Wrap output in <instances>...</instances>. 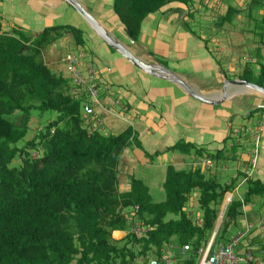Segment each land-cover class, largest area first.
Segmentation results:
<instances>
[{"label":"trees","instance_id":"1","mask_svg":"<svg viewBox=\"0 0 264 264\" xmlns=\"http://www.w3.org/2000/svg\"><path fill=\"white\" fill-rule=\"evenodd\" d=\"M173 1L112 0L114 12L135 42L143 21ZM243 14L256 42L264 45V0H249L245 8L230 2L227 11L217 17L218 29L207 38L197 37L208 46L219 28L225 23L235 25L237 16ZM189 18L195 25V14ZM185 24L190 26L186 20ZM66 36L76 46L84 44L83 30L75 25L46 26L33 34L22 26L6 30L0 19V264H149L150 257L160 258L172 243L190 244L180 264H196L237 179L222 183L207 176L201 166L177 169L170 163L164 201L155 202L149 187L134 176L129 189L122 190V154L135 144L141 148V143L131 127L117 134L91 130L94 118L85 117L83 108L88 93H77L69 76L54 71L44 59L46 49ZM255 55L262 59L261 46ZM250 71L246 67L242 78L264 86L261 79L246 77ZM259 76H264V63ZM45 111H54L57 117H49L33 138L19 146L30 131L32 117L43 116ZM258 111L264 108L244 117L252 118ZM234 134L230 129L224 146L216 152L205 153L203 147L187 141H178L166 151L192 154L193 150L196 157L206 155L219 162L240 146ZM161 153L147 156L156 158ZM246 182L243 197L234 196L227 205L215 233L216 245L235 236L230 234L244 214L243 202L264 196L259 180L252 176ZM194 194L201 222L188 211ZM170 214L175 217L168 218ZM135 226L145 230L137 233ZM115 231L125 235L117 239ZM245 250L240 246L238 251Z\"/></svg>","mask_w":264,"mask_h":264},{"label":"crops","instance_id":"2","mask_svg":"<svg viewBox=\"0 0 264 264\" xmlns=\"http://www.w3.org/2000/svg\"><path fill=\"white\" fill-rule=\"evenodd\" d=\"M206 1L209 2L210 0ZM231 1L238 2L239 0ZM60 2L61 0H50L49 3L51 6L48 8L53 9ZM94 2L96 6L101 5L102 7V5H104L105 7L101 10V16L106 19V23L99 22L136 56L148 63H161L171 71L177 73L194 90L203 95L217 96L222 91L226 78H242L246 67L251 69L250 73H248L249 75L253 73L258 74L259 69H261V64L264 63V45L256 42L254 34L250 29L238 27L236 23L235 25L225 23L223 27L217 31L216 38L211 40L214 45L209 48L202 39L193 38L187 32L180 37L175 33L167 40L157 36V31H155V33L144 32V23L146 21L154 23L156 19L164 15L167 8H172L174 10L177 8L179 9L173 16V24L176 22L179 24L182 22L184 24L185 20L187 21L193 12V9L191 10V4L194 2L193 0H174L164 10L148 16L143 21L139 41L133 43L134 47L130 46L116 35V32L122 31L125 33L126 37L130 39L117 14L114 12L112 0L111 3L106 0H94ZM51 20L50 17H46V21H44L43 24L45 25L44 27L55 25ZM197 22L198 18L195 14L194 23L196 24ZM38 30H34L32 33L36 34L40 32ZM67 37L70 38V36L64 38ZM218 41H220L219 44L221 45L217 43ZM246 43L251 50L250 56H245L244 59L240 57L237 60L235 57L241 56L240 53V55L236 54L239 48L238 46ZM259 46L262 47L263 57L260 60L261 62L255 55V51ZM112 51L116 52L113 49ZM84 54V63L93 65L92 62L87 60V53L84 52ZM116 54L119 53L116 52ZM116 54L114 53L113 59V66L118 71L116 76H107L104 74L102 77L101 75L102 84L99 79V85H101V98L105 107L108 108V110L103 113L107 118L100 129L106 133L117 134L131 127L138 136L140 143L143 139L152 136L151 139H149L150 145L154 144L158 148L167 149L168 147L165 141L167 137H169L173 140L174 144L178 141L199 143L203 149H206L205 153L216 152L221 149L224 146V140L228 136L230 129H233L234 135H236L235 137L237 138L249 136L251 140L239 141L240 146L236 151L227 152L225 157L219 162L213 161L215 162L213 167L201 166L202 171L207 174V176L215 178L223 176L227 174L228 171H231L232 174L226 178V182L229 183L233 178H236L237 184L234 192H236L237 196H234L243 197L247 191L245 171L250 166V160L254 153L253 143L258 133L261 139L260 142L263 141L264 143V136L262 137L261 135L264 133V114L256 123L253 117L246 119L244 116L248 115L252 110L260 107L264 108V95L251 90H242L240 87L230 84L229 93H231V96L229 99L218 105L202 103L188 95V93L176 83L151 76L135 67L120 54ZM224 55L227 57H224ZM161 56L172 61H174L173 59H177L179 68L173 69L168 66L160 59ZM44 59L51 68L53 66L57 72L59 71L58 60L53 50L46 49ZM121 60H124V63ZM184 61L187 62L186 65L183 64ZM109 71L112 72L113 69L110 68ZM129 72H132L134 77ZM63 75L66 76L67 74ZM168 94L173 99L170 114L171 118H158L153 110L147 108L145 99L151 95L153 100L150 103L157 105V102L162 100V98L159 97ZM183 111L186 113L184 114ZM191 113L194 114V119L196 120V133L192 135H186L184 133L183 135V132L189 130L187 118ZM251 120H253L252 126L250 125ZM179 129L182 130V133H179ZM182 135L184 138H182ZM231 144L230 142L229 145ZM166 149L163 150V155H159L157 159H166ZM262 150V154L259 155V159H257L253 178L259 180L264 185V147ZM143 154L144 152L140 151V148H138L136 144L129 147L122 154L119 164L120 188L122 190L129 189L130 177L134 176L138 178L135 175L136 165L134 164L139 160L142 162H148L150 159L152 160V158H147L146 155V157H144ZM192 158L193 156L188 158L182 154L178 155L171 152L170 162L177 169L191 168L199 165L197 163L200 160L196 161ZM204 158H206V155ZM230 194H233V192ZM243 213V218L241 216L238 219V226L230 234L231 236L236 235L238 231L244 229L248 222L259 224L260 220L264 218V196H254L253 200L246 204L245 212ZM114 234H120V237H115ZM123 234L125 235V232L115 231L113 236L120 239L124 236ZM243 246L245 249L252 248L256 253L260 250H264V224L262 228L256 227L250 232ZM182 259L181 257L178 258L174 264H180Z\"/></svg>","mask_w":264,"mask_h":264},{"label":"rangeland","instance_id":"3","mask_svg":"<svg viewBox=\"0 0 264 264\" xmlns=\"http://www.w3.org/2000/svg\"><path fill=\"white\" fill-rule=\"evenodd\" d=\"M49 1L50 0H0V19L4 21V28L6 30H11L13 27L22 26V28L29 33H32L34 30H38V29H39L38 31H42L43 27L45 26L43 24H44V21H46V17H50L52 19L51 22L55 25H58V24L75 25L83 30L85 41L82 46H76L73 40L67 37L64 39L57 40L56 42H54L52 45H50L47 48L55 52L56 59L58 60V65H59L58 73L65 74V75L67 74L66 76H69V73L67 71V68L64 62V58H65V54L67 53V51L72 50L74 52L84 51L87 53V60L93 63L94 65L93 67L95 70H97L98 73L100 72L99 79L101 81V84H102L101 79L104 76V74H106L107 76H116L118 71L113 66L114 53L116 54V52L112 51V49L93 31V29L88 25L85 19L73 7H71L69 4H67L63 0H61V2L58 3L59 5L57 4L56 7L52 9V8H48L51 6ZM79 1L90 13H92L98 19V21L100 22L106 21V19L101 16V10L103 9L104 5H102V7L101 5L96 6L94 0H79ZM106 1L111 3V0H106ZM193 1H194L193 4H191L192 6L191 10L193 9L192 13L196 14L198 18V22L195 25L192 24L190 18H188L187 20V22L190 23V26H186L185 22L184 24L182 22L180 24L177 22H176L177 24L176 23L173 24L172 23L173 16L179 9L177 8L176 10H174L172 8H167L164 12V15L163 16L161 15V17L159 19H156L154 23L149 22V21H146L144 23V27H143L144 32L155 33V31H157L158 32L157 36L165 40H167L171 35L173 36L175 33L178 34L180 37L184 35L185 32H187L191 37L196 38V39H198L197 35H200L203 38H207V36L210 33H213L216 29H218L216 26L218 15H222L227 11V7L229 6L230 2L232 3L236 2V1L234 2L231 0H224V1L223 0H210L209 2L206 0H193ZM248 2L249 0H239L236 3L240 7L245 8ZM260 13L262 14L263 10H261ZM247 21H248L247 16L245 14L239 15L235 19V23L238 27H245L248 29L249 25ZM116 35L119 38L123 39L124 42L134 47L130 39L126 37L125 33H123L122 31H118L116 32ZM213 38H216V36H213L211 40ZM211 40L207 44L208 48L214 45V43ZM217 43L219 44L220 41H218ZM238 47L239 48L236 54L240 53L241 56L235 57L237 60L240 57L244 59L245 56L246 57L250 56L251 50L247 43L244 45H239ZM116 55H119V54H116ZM224 57H227V56L224 55ZM160 59L164 63H166L168 66L172 67L173 69L179 68L177 65L178 64L177 59H173L174 61H172V60L165 58L164 56H161ZM121 61H123L124 63V60H121ZM183 64L186 65L187 62L184 61ZM52 68L56 71V69L53 66ZM110 68L113 69L112 72L109 71ZM129 73L133 75L132 72H129ZM259 75H260V69H259L258 74L256 73H253L251 75L246 74V77L247 78L253 77V79L256 78L259 80L261 79L263 82L264 76H259ZM159 98H162V100L160 102H157L158 103L157 105H153L150 103L153 100L152 96L149 95L148 98L145 99L147 108L153 110V112L157 115L158 118L161 117L162 119H170L171 118V115H170L171 108L173 104L172 97L168 94V95H162V97H159ZM183 113L185 114L186 112L183 111ZM263 114H264V111H258L254 113L252 117L254 118L255 123L258 121L259 118H261ZM42 115L43 116L35 114V116L32 117L30 121V131L28 132V135L26 136L25 140L20 141V143L18 144L19 146H23L27 140L33 138L36 132L39 130V128L43 126V123L47 121L49 117H52L53 119L57 117V113L54 111H45L42 113ZM102 117H103V122H104L107 117L103 113H102ZM252 123H253V120L250 121L251 126L253 125ZM187 126L189 130H187L186 132H183V135L184 133L186 135H192L196 133L195 128L197 127V124H196V120L194 119L193 113H191V115L187 118ZM179 133H182L181 129H179ZM183 135H182V138H184ZM261 135L263 137L264 133H262ZM151 137L152 136H150L149 138L143 139V141L141 142L142 144H141L140 151L144 152L143 154L144 157H146L148 154L151 155L155 153L157 150H160L161 152H163V150L166 149V148H158L154 144L150 145L149 139H151ZM249 138L250 137L245 138L244 136H242L239 139L242 141L251 140ZM261 142H262V145H261ZM261 142H259L257 159H259V155H261L263 152L262 148L264 147V143L263 141ZM165 144L167 145V147H171L174 143L172 139L167 137ZM194 145H196L199 148H202L201 144L199 143H194ZM171 152L172 151L166 152L167 156L165 160H160L159 158L157 159V157L156 158L152 157V160L150 159V161L148 162H142L141 160H139L134 164L136 165L135 175L138 178H141L144 181V183L149 187L151 197L155 202H162L166 199V190L164 187V182L166 179L167 166L171 163L170 162ZM172 153H175L178 155L182 154L183 156H186L188 158H191L193 156L192 159H195L196 161L200 160L197 163L199 164L197 166L203 165L205 167H209V166L213 167V164H214L213 161L212 163L207 164L205 162L206 158H204V156H202L201 158L196 157L193 150H192V154H184V153H181L180 151L172 152ZM147 158H151V157L147 156ZM19 162H20V159L18 158L16 163H19ZM255 169L256 167L254 168L253 175H254ZM231 174L232 172L228 171L227 174H224L223 176H220L217 178L222 183H224L227 181L226 178ZM234 195L237 196L236 192H233L232 196ZM192 197L193 198L188 205V211L190 212L191 216H193L194 220H196L197 222L198 221L201 222L200 217L202 215V212L199 208V204L197 201V194H194V196ZM224 203H225V200L221 206V212L224 208ZM171 217H175V216L172 214L168 215V218H171ZM222 219L223 217L219 216L217 223H216L215 230L219 228L222 222ZM231 232H233V230ZM114 236L120 237V234H114ZM245 240L246 238L241 239L239 247L243 246V244L245 243ZM239 247L237 248V251L239 250Z\"/></svg>","mask_w":264,"mask_h":264},{"label":"built area","instance_id":"4","mask_svg":"<svg viewBox=\"0 0 264 264\" xmlns=\"http://www.w3.org/2000/svg\"><path fill=\"white\" fill-rule=\"evenodd\" d=\"M84 52H74L68 50L65 54L64 62L69 73V78L76 86L75 91L80 93L84 90L88 93L89 99L84 104V116H93L94 120L91 123V130L101 128L103 124L102 113L108 110L105 107L100 93L99 73L94 69L93 65L84 63ZM260 142L259 133L255 137L253 143V157L250 160V166L245 171V181L253 176L254 168L257 165V152ZM207 164L212 163L210 159H206ZM233 196L228 193L226 195L224 207L231 202ZM242 199V198H241ZM243 201V199H242ZM243 212H245L246 203L243 202ZM264 218L258 223L248 222L245 228L239 231L228 243L214 244L215 233L209 240L205 248L199 250V255L196 264H264V250L256 253L254 250L246 249L245 251H237L242 238H245L256 227L262 228ZM145 229L140 226H135L134 231L137 233L143 232ZM168 249L161 255L160 258L150 257L149 264H174V262L186 255L190 250V244L179 246L175 243L169 244Z\"/></svg>","mask_w":264,"mask_h":264},{"label":"water","instance_id":"5","mask_svg":"<svg viewBox=\"0 0 264 264\" xmlns=\"http://www.w3.org/2000/svg\"><path fill=\"white\" fill-rule=\"evenodd\" d=\"M71 7H73L88 23V25L93 29V31L113 50L119 53L121 56L130 61L135 67L141 71L154 76L166 79L173 83H176L182 87L188 95L192 98L206 104L218 105L230 98L231 93H229L230 84L240 87L242 90L255 91L261 95H264V86H260L256 83L248 81L244 78L238 79H228L224 81L222 91L217 96H206L198 91L194 90L182 77L177 73L171 71L161 63H148L138 56H136L128 47H126L122 42H120L116 37H114L108 29H106L97 18L90 13L79 0H63ZM128 34V33H127ZM129 36V34H128ZM130 37V36H129ZM132 43H135L133 39L130 38ZM240 92V91H237ZM249 114V113H248ZM226 207L223 208L220 217H223ZM216 232V230H215Z\"/></svg>","mask_w":264,"mask_h":264}]
</instances>
